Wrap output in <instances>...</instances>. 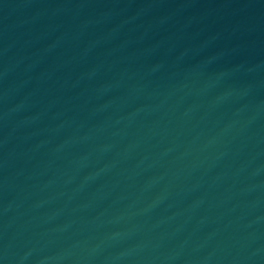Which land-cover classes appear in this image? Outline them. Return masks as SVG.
Here are the masks:
<instances>
[{"label": "water", "instance_id": "1", "mask_svg": "<svg viewBox=\"0 0 264 264\" xmlns=\"http://www.w3.org/2000/svg\"><path fill=\"white\" fill-rule=\"evenodd\" d=\"M0 264H264V0H0Z\"/></svg>", "mask_w": 264, "mask_h": 264}]
</instances>
